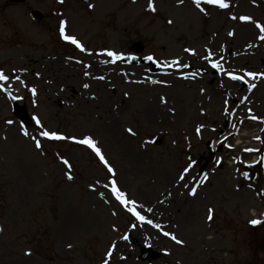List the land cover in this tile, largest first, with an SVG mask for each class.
Wrapping results in <instances>:
<instances>
[{"label": "rangeland", "instance_id": "1", "mask_svg": "<svg viewBox=\"0 0 264 264\" xmlns=\"http://www.w3.org/2000/svg\"><path fill=\"white\" fill-rule=\"evenodd\" d=\"M225 2L0 0V264H264V0Z\"/></svg>", "mask_w": 264, "mask_h": 264}, {"label": "snow or ice", "instance_id": "2", "mask_svg": "<svg viewBox=\"0 0 264 264\" xmlns=\"http://www.w3.org/2000/svg\"><path fill=\"white\" fill-rule=\"evenodd\" d=\"M61 2H62V0H61ZM203 2L205 4H209V5H216V6H218L221 9H225V8H228L229 7V5L225 2V0H203ZM193 3L196 5V7L201 12H204V8L201 7V0H193ZM89 7H92V5H89ZM147 8L150 11H155V7H154L153 0H148ZM233 19H235V17H233ZM239 19L240 20H243V21H248L250 18L247 17V16H242ZM168 23H171V21H168ZM65 24H66V22L64 20H61L59 22V33H60V37L63 40H65V41H67V42L75 45L78 49H80L81 52L85 51L83 45L74 36H70V35H66L65 34ZM256 27L258 29H260L261 32H264V27H261V25L259 23L256 24ZM228 34L229 35H232L233 33L229 32ZM260 39L261 40H264V36H261ZM189 51H191V50L190 49H185V52H189ZM106 54H107V56L113 57L114 59H120L121 58L120 56H118L117 54H115L112 51H108ZM204 58L210 60L211 59V55L209 54L208 56H206ZM146 59L152 60L153 58L151 56H148V57H146ZM171 64L172 65H178V61L173 60L171 62ZM184 66L187 67V65H184ZM211 67L214 68V69H216V68H219L220 65L217 62H212L211 63ZM85 75H88V73H85ZM229 75H230V78L233 79V80L240 79V77H237V76H234V75H231V74H229ZM246 75L252 76V77H256L258 75L264 76V73L257 74V73H253V72H248V73H246ZM6 79H8V77L5 76L3 74V72H0V81L6 80ZM100 79H103V77H100ZM83 87L87 88L88 85L85 84V85H83ZM250 90H251V86H250ZM162 102H163V100H162ZM251 118L252 119H257V117H251ZM33 119L35 120L36 118L33 117ZM36 122L39 125V121L37 120ZM7 123L11 124L12 121L9 120V121H7ZM200 130H201L200 127H198L196 129V132L199 134L200 133ZM126 131H128L129 133H132V130L131 129H127ZM25 135H27L26 132H25ZM40 135L43 136V137H46L49 140H63V139H66V137H64L62 135H59L56 132L42 131L40 133ZM257 139H259V138L257 137ZM34 142H35V146L37 148H40L41 147V143H40L39 140H36ZM75 142L78 143V144H81V145H85L88 148H90L95 153V155L99 158L100 162L104 165V167L107 169L108 173H114V170L108 165V162L105 160V157L102 155L100 148L96 145V142L92 138H90L88 136H85L83 139L76 140ZM149 143H151V141H149ZM244 151H246V152H252V151H257V150L256 149H251V148H246V149H244ZM260 160L261 161H264V155H261L260 156ZM62 163L64 165L70 167L69 162L67 160H62ZM218 163H219V161H218ZM191 167H192V164L189 163L188 167H186L184 169V172L187 173ZM245 175H247V174H245ZM66 176H67V179H69V180H71L73 178L72 175L70 173H67V172H66ZM206 178L207 177H205V179ZM110 183L112 185L111 192L115 196L116 200L119 201V203L121 205H131V204L134 203V201L128 200V199L125 198V193L124 192L119 191L117 189L116 183H115L114 180L113 181H110ZM105 187H107V185ZM186 187H187V185H186ZM195 193H196V188H191V190L189 191L188 194L191 196V195H194ZM127 211L130 212L134 217H136L137 220L143 221L145 219L144 216L140 215V213L137 212V211H135L134 208H132V207H129L127 209ZM148 211H151V209H148ZM208 218L209 219L212 218L211 217V209H209V217ZM147 223L152 224V221L149 220V221H147ZM249 223L252 224V225H257V224H260L261 221L258 220V219H252V220L249 221ZM153 226L155 228H160V225H158V224L153 225ZM163 235L166 236V237L171 236V238L175 241L176 244H181L182 243L181 240L177 239L174 235H172L169 232H164ZM122 238L126 240L128 237L125 236V237H122ZM69 247H71V246L69 245ZM111 252H112V249L110 248L108 250V255H111ZM25 254L28 255L30 253H25ZM103 264H108V261L105 260L103 262Z\"/></svg>", "mask_w": 264, "mask_h": 264}, {"label": "bare ground", "instance_id": "3", "mask_svg": "<svg viewBox=\"0 0 264 264\" xmlns=\"http://www.w3.org/2000/svg\"><path fill=\"white\" fill-rule=\"evenodd\" d=\"M254 49H255V45H254L253 48H251L250 51H252V50H254ZM256 49H257V48H256ZM197 60H198V58H194V59H193V61H197ZM206 63H207V62H206ZM210 89H212L213 91L216 90L214 84L210 86ZM227 135H231V133H229V131H227V132H226V135H224V136L222 137V139H224V137H226Z\"/></svg>", "mask_w": 264, "mask_h": 264}]
</instances>
